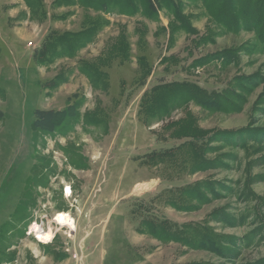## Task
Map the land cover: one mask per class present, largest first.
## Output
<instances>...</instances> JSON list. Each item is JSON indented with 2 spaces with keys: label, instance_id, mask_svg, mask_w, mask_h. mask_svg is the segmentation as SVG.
<instances>
[{
  "label": "rangeland",
  "instance_id": "1",
  "mask_svg": "<svg viewBox=\"0 0 264 264\" xmlns=\"http://www.w3.org/2000/svg\"><path fill=\"white\" fill-rule=\"evenodd\" d=\"M170 1L0 0V264H264V19Z\"/></svg>",
  "mask_w": 264,
  "mask_h": 264
},
{
  "label": "trees",
  "instance_id": "2",
  "mask_svg": "<svg viewBox=\"0 0 264 264\" xmlns=\"http://www.w3.org/2000/svg\"><path fill=\"white\" fill-rule=\"evenodd\" d=\"M170 0H78V2L81 4V6L86 7V8H91V9H95V10H99V11H107V10H111L114 8H118L119 10H130V8L132 9L134 6L136 7L139 3V5H142L143 9L144 6L146 5V3H148L150 6L153 3H158V4H168V5H173L168 2ZM221 0H209V5L208 6H212L215 5L216 3H219ZM238 1V0H223V7L226 11H230V9H232L234 7V3ZM248 1L250 3L246 4V11L245 14H253L250 13L251 12V8H256L257 12L259 13V18H256L254 20H259V25L262 23L263 19H264V0H245ZM134 6H133V5ZM134 7V8H135ZM153 7V5H152ZM225 12V11H224ZM223 13V12H222ZM254 15V14H253ZM222 16H225V13H223ZM264 23H262L263 25ZM92 27H94V25L89 26L88 28H86L84 31L85 33L91 29ZM88 37L84 38V39H75L74 40V47L79 46L81 43L86 42ZM90 71V70H89ZM178 95H176L175 97H177ZM199 104L205 106L207 102L202 101L201 99H199L197 101ZM40 115H43L44 117H42V120H45V127L46 129L52 130L55 129L57 127H59L65 120H67L68 118H73L75 117V110H73V108H71V106L67 107L65 110H61L58 112H54L52 113V111H43L40 113ZM39 118V116L37 117ZM35 122H33V124H35ZM36 125V124H35Z\"/></svg>",
  "mask_w": 264,
  "mask_h": 264
},
{
  "label": "clouds",
  "instance_id": "3",
  "mask_svg": "<svg viewBox=\"0 0 264 264\" xmlns=\"http://www.w3.org/2000/svg\"><path fill=\"white\" fill-rule=\"evenodd\" d=\"M56 219L62 220L63 219V216H57Z\"/></svg>",
  "mask_w": 264,
  "mask_h": 264
},
{
  "label": "bare ground",
  "instance_id": "4",
  "mask_svg": "<svg viewBox=\"0 0 264 264\" xmlns=\"http://www.w3.org/2000/svg\"><path fill=\"white\" fill-rule=\"evenodd\" d=\"M69 193V190L67 189V194Z\"/></svg>",
  "mask_w": 264,
  "mask_h": 264
}]
</instances>
